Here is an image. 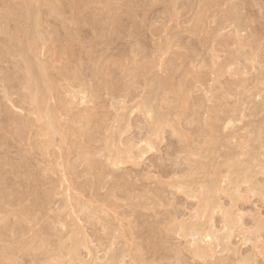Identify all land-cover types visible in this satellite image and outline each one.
<instances>
[{
    "label": "rangeland",
    "instance_id": "374dc122",
    "mask_svg": "<svg viewBox=\"0 0 264 264\" xmlns=\"http://www.w3.org/2000/svg\"><path fill=\"white\" fill-rule=\"evenodd\" d=\"M0 264H264V0H0Z\"/></svg>",
    "mask_w": 264,
    "mask_h": 264
},
{
    "label": "bare ground",
    "instance_id": "6f19581e",
    "mask_svg": "<svg viewBox=\"0 0 264 264\" xmlns=\"http://www.w3.org/2000/svg\"><path fill=\"white\" fill-rule=\"evenodd\" d=\"M227 17V16H226ZM28 66V65H27ZM55 118V117H54Z\"/></svg>",
    "mask_w": 264,
    "mask_h": 264
}]
</instances>
